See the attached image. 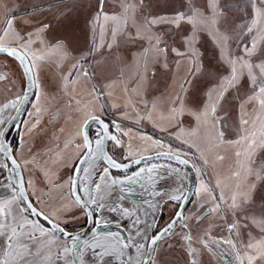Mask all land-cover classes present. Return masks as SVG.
Wrapping results in <instances>:
<instances>
[{
	"label": "rangeland",
	"instance_id": "obj_1",
	"mask_svg": "<svg viewBox=\"0 0 264 264\" xmlns=\"http://www.w3.org/2000/svg\"><path fill=\"white\" fill-rule=\"evenodd\" d=\"M6 47L24 52L34 72L20 143L14 138L12 146L45 214L67 230L83 227L71 172L85 150L82 127L99 116L112 123L124 159L171 152L194 165L197 208H211L193 226L197 248L212 236L246 264H264V0H0ZM0 72L7 75L0 103L12 90L17 106L22 70L0 55ZM14 105L0 108V135ZM101 167L92 155L82 198L100 206L98 221H126L134 202ZM142 167L155 171L165 195L179 197L188 185L167 161ZM185 235L183 252L192 248ZM117 238L95 227L76 262L77 241L51 235L24 206L0 147V264H105L119 251Z\"/></svg>",
	"mask_w": 264,
	"mask_h": 264
},
{
	"label": "flooded vegetation",
	"instance_id": "obj_2",
	"mask_svg": "<svg viewBox=\"0 0 264 264\" xmlns=\"http://www.w3.org/2000/svg\"><path fill=\"white\" fill-rule=\"evenodd\" d=\"M18 65L20 66L19 63ZM6 79H7V75L2 74L0 72V82H5ZM10 91L12 92V97H9L7 101L3 100V102L0 103V108L3 105H6L7 103L8 104L12 103L14 105L16 100L14 98L13 91L12 90ZM19 102L17 103V106ZM17 106L14 105V112ZM103 119L107 122L109 129V142H108L109 155L112 157L113 160L120 163H124L131 160V159H124L125 154L124 151L122 150L123 148L122 147L117 148L116 146L117 139L115 138V131L112 127V123L107 118H103ZM92 126L90 127V137L93 143L91 156L99 155L100 166L105 167L110 171V175L112 176L113 180L117 181V183L119 184L121 196H124L125 198H128L130 201L134 202V204L132 205L133 209L131 210V212H129L130 215L129 218L126 219V221H124L123 219H117V220H111L107 223L106 221L105 222L98 221L99 219L98 207L100 206H97L98 205L97 202H94L93 200L86 202L83 199L87 204L94 203L92 210L95 218V225L93 229L96 227L97 230L101 233H107V234L109 233L110 235L112 234L118 237L117 241L119 243L118 242L117 243L119 246V251L112 254L110 256L111 261L109 263L106 262L105 264H144L151 239L157 233H159V231H161L167 224H169V222L173 219L174 215L176 214V212L180 207V201L184 197L188 185L185 187L183 194L179 197L175 195H171V196L165 195L164 193L165 191H163L162 188L158 187V184H160L159 180H154L151 177V175H153L155 171L152 172L150 170L142 169L144 168L142 167V165L159 160L172 163L178 166L183 171L184 175L186 176V181L188 180V184H189L187 173L180 165L164 159L149 161L131 167L129 169L112 170L108 168L102 161V152H101L102 128L101 126L96 124L97 127L96 130L97 133H96L92 130ZM20 129H21V125L18 131H20ZM18 131H16L13 134L11 139V145H12V140L14 138L16 139V145L20 143L19 142L20 136L18 134ZM11 133L12 130L9 132V136L11 135ZM0 139H1V135H0ZM96 140L99 141L98 144H96ZM74 168L71 172L72 173L71 183H72ZM81 176L82 175H80V178ZM80 178H79V186H80ZM70 191H71V187H70ZM195 193H196V189L183 212V220L180 218L175 222V226L172 234L168 237L159 239L157 241L149 264H246V262H244L243 260L245 256L243 253L242 255L239 252L238 253L234 252L233 250H231V248L227 246L226 243L212 236H207V235L203 236L199 241L200 248L199 247L197 248V244L194 243L196 240L194 236L193 226L198 222L197 220L200 219L199 216L203 218L210 216L211 208L206 207L202 209L201 206L197 208V202H195L194 200ZM82 211H83V216L85 218V222L82 227L84 228L87 224L88 218L86 212L83 209ZM144 214L145 216L141 218V216H143ZM183 232H185L186 234L185 239H187V242L192 245V248H189L187 252H183L179 248L181 246L180 237H181V233ZM84 239L85 237L79 240L80 245H81V241H83ZM204 254H206L207 257H205Z\"/></svg>",
	"mask_w": 264,
	"mask_h": 264
},
{
	"label": "water",
	"instance_id": "obj_3",
	"mask_svg": "<svg viewBox=\"0 0 264 264\" xmlns=\"http://www.w3.org/2000/svg\"><path fill=\"white\" fill-rule=\"evenodd\" d=\"M0 55L9 56L15 59L21 66L24 76H25V88L21 97V100L13 113L10 120L7 122L5 128L2 131L0 139L1 150L7 160V162L12 166L13 171L16 176V181L18 185L19 193L23 199V202L28 209L31 216L36 222H38L45 230L53 233L54 235L67 239L78 241L74 247L73 254L75 261L78 262L77 258V248L80 244L79 240L86 237L95 225V218L93 214L94 203L87 204L80 195L79 191V178L83 172L85 165L87 164L93 149V143L90 137V127L92 125H99L102 128V140H101V152L103 163L112 170H124L131 167L143 164L149 161L164 159L171 161L180 165L187 173L189 184L184 197L180 201V207L173 219L167 224L159 233H157L150 241L147 255L145 257L144 264H149L155 245L159 239L168 237L172 234L175 222L180 218L183 220V212L189 203L191 196L195 192L197 187V171L194 165L184 156L171 153V152H156L153 154H148L138 158L131 159L127 162L120 163L112 159L108 152V142H109V129L107 122L99 116H91L86 120L82 127V136L85 144V151L80 159L77 161L71 183V195L75 202L86 212L87 214V224L84 228L78 231L67 230L59 222L53 220L47 214H45L39 207L33 202L26 183V178L24 170L17 159L13 147L11 145V139L13 134L19 130V127L26 115L29 104L32 100L34 90H35V77L31 66L29 58L18 48H0ZM12 130L11 135L9 132ZM45 224V225H44Z\"/></svg>",
	"mask_w": 264,
	"mask_h": 264
},
{
	"label": "crops",
	"instance_id": "obj_4",
	"mask_svg": "<svg viewBox=\"0 0 264 264\" xmlns=\"http://www.w3.org/2000/svg\"><path fill=\"white\" fill-rule=\"evenodd\" d=\"M76 148H77V152H76V150H74V152H73V156L76 155V154L78 153V151H79L78 146H77ZM61 152H64V150L60 151L59 155L61 154ZM13 205H15V207H16V204L13 203ZM15 207H14L13 209L16 211L17 218L19 219V217H20V221H19L18 224H20L21 222L23 223V221H22V215H21L22 213H21V211H20L19 208L16 207V208H17V209H16ZM61 207H62V206H61ZM61 207H60V209H61ZM15 211H14V212H15ZM19 211H20L21 214H19ZM53 213H54V212H53ZM49 214H50V213H49ZM60 214H63V213H60ZM54 215H55V214H54ZM69 218H70V217L68 216V218H66V219H69ZM57 219H58V221H60L61 217H60V219H59V218H57ZM21 226H22V225H19V227H21ZM71 231H77V230H71ZM51 235H54V234L51 233ZM54 236H55V235H54ZM56 237H58V236H56ZM2 238H3V237H2ZM58 238H60V237H58ZM62 239H63V238H62ZM54 240H55V238H54Z\"/></svg>",
	"mask_w": 264,
	"mask_h": 264
},
{
	"label": "trees",
	"instance_id": "obj_5",
	"mask_svg": "<svg viewBox=\"0 0 264 264\" xmlns=\"http://www.w3.org/2000/svg\"><path fill=\"white\" fill-rule=\"evenodd\" d=\"M13 150H14V148H13ZM24 206H25V204H24ZM26 207V206H25ZM28 210V209H27ZM29 212V211H28Z\"/></svg>",
	"mask_w": 264,
	"mask_h": 264
},
{
	"label": "bare ground",
	"instance_id": "obj_6",
	"mask_svg": "<svg viewBox=\"0 0 264 264\" xmlns=\"http://www.w3.org/2000/svg\"><path fill=\"white\" fill-rule=\"evenodd\" d=\"M45 225V224H44Z\"/></svg>",
	"mask_w": 264,
	"mask_h": 264
}]
</instances>
